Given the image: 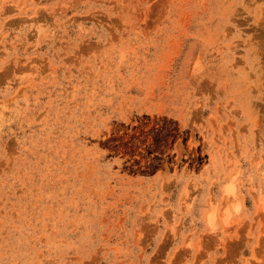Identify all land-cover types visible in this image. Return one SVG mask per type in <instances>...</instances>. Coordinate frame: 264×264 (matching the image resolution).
Returning <instances> with one entry per match:
<instances>
[{
  "label": "rangeland",
  "instance_id": "rangeland-1",
  "mask_svg": "<svg viewBox=\"0 0 264 264\" xmlns=\"http://www.w3.org/2000/svg\"><path fill=\"white\" fill-rule=\"evenodd\" d=\"M0 264H264V0H0Z\"/></svg>",
  "mask_w": 264,
  "mask_h": 264
}]
</instances>
